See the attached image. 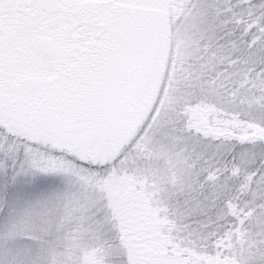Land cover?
<instances>
[{
	"label": "snow or ice",
	"instance_id": "6c2138e0",
	"mask_svg": "<svg viewBox=\"0 0 264 264\" xmlns=\"http://www.w3.org/2000/svg\"><path fill=\"white\" fill-rule=\"evenodd\" d=\"M0 264H264V0H0Z\"/></svg>",
	"mask_w": 264,
	"mask_h": 264
},
{
	"label": "rangeland",
	"instance_id": "374dc122",
	"mask_svg": "<svg viewBox=\"0 0 264 264\" xmlns=\"http://www.w3.org/2000/svg\"><path fill=\"white\" fill-rule=\"evenodd\" d=\"M154 149V155L161 161V163L168 164L172 167H176L177 169L183 166L184 158L180 155V153L175 152L172 147L157 143L154 145Z\"/></svg>",
	"mask_w": 264,
	"mask_h": 264
}]
</instances>
